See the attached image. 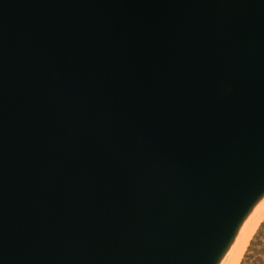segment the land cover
<instances>
[{"label":"water","instance_id":"water-1","mask_svg":"<svg viewBox=\"0 0 264 264\" xmlns=\"http://www.w3.org/2000/svg\"><path fill=\"white\" fill-rule=\"evenodd\" d=\"M264 192V0H0V264H216Z\"/></svg>","mask_w":264,"mask_h":264},{"label":"bare ground","instance_id":"bare-ground-1","mask_svg":"<svg viewBox=\"0 0 264 264\" xmlns=\"http://www.w3.org/2000/svg\"><path fill=\"white\" fill-rule=\"evenodd\" d=\"M264 219V195L260 196L244 214L216 264H239L248 243Z\"/></svg>","mask_w":264,"mask_h":264},{"label":"rangeland","instance_id":"rangeland-1","mask_svg":"<svg viewBox=\"0 0 264 264\" xmlns=\"http://www.w3.org/2000/svg\"><path fill=\"white\" fill-rule=\"evenodd\" d=\"M262 195H264V192L262 193ZM261 195V196H262ZM264 235V219L261 221V223L259 224L258 228L256 229V231L254 232L253 236L251 237L248 246L241 258L240 263L245 260V255H248L255 249V248H260L261 247V243L263 242V240L261 239V236ZM239 263V264H240Z\"/></svg>","mask_w":264,"mask_h":264},{"label":"trees","instance_id":"trees-1","mask_svg":"<svg viewBox=\"0 0 264 264\" xmlns=\"http://www.w3.org/2000/svg\"><path fill=\"white\" fill-rule=\"evenodd\" d=\"M263 242L260 248H255L250 254L245 255V260L240 264H264V235L261 236Z\"/></svg>","mask_w":264,"mask_h":264}]
</instances>
